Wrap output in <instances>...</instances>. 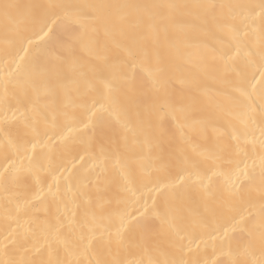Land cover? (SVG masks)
Listing matches in <instances>:
<instances>
[{
  "label": "bare ground",
  "instance_id": "6f19581e",
  "mask_svg": "<svg viewBox=\"0 0 264 264\" xmlns=\"http://www.w3.org/2000/svg\"><path fill=\"white\" fill-rule=\"evenodd\" d=\"M241 2L255 0H0V79L9 71L12 73L14 84L9 89V102L27 99L32 115L30 126L21 124L14 130L26 150L12 157L20 168L17 180L7 192L0 188V239L7 230L15 229L22 234L27 229L29 237L35 234L38 242L36 251L31 238L21 240L29 251L18 247L15 250L18 257L30 258L37 264L67 259L62 245L50 249L44 241L55 227L62 232L67 230L66 202L53 193L58 187L63 193L69 173L73 191L80 189L79 207L75 209L78 217L85 211L100 213L102 208L106 213L125 209L121 202L124 181L111 164L107 171L100 167L101 145L106 150L110 142L118 145L139 173L142 166H152L155 157L166 153L170 146L198 160L204 159L201 153L217 142L227 143L226 129L237 122L236 114L242 110L237 100V83L246 79L255 84L257 91L264 84L258 75L259 57L246 55L248 49H242L240 55L227 63L221 59L230 47L220 28L230 16L227 6ZM4 4L15 7L5 14ZM48 4L75 6L73 11L79 14L81 24L69 25L56 19L50 23L52 31L45 35L47 29L42 32L39 21L46 19V9L35 6ZM101 4L175 7L153 9L151 16L143 10L131 11L127 13L128 21L121 22L115 10L105 19L100 10L91 7ZM53 11L62 16L60 10ZM137 16L142 17V22L135 28L131 25ZM247 39L258 50V34ZM133 41L141 55L135 66L130 67L125 62L124 48ZM5 51L9 54L7 58ZM102 77L117 84L119 111H114L95 91H86L85 80L95 82ZM157 82L166 89V97L163 90L157 91ZM2 101L0 89V107ZM165 101L174 107L175 119L159 112V105ZM81 104L96 105L91 131L78 123L87 122L89 116ZM101 105L103 110H98ZM65 112L76 119H66ZM77 127L81 130H75ZM156 138L160 139L159 146ZM256 141L254 147L248 148L247 158L237 157V162L250 165V171L252 161H257L254 178L239 198H229L225 178L217 176H212L213 195L209 197L190 188L177 190L175 196L169 193L166 198L150 186L142 187L137 194L141 202L147 201L149 205L155 200L161 212L170 208L178 227L204 220L206 232L222 234L233 226L234 217L259 212L264 178L258 163L261 153L258 133ZM148 142L153 144L151 151ZM3 164L0 141V165ZM25 201L30 203L21 207ZM152 231L154 236L148 243L154 248L158 246L155 255L163 259L160 253L168 252L166 227L155 220ZM230 235L240 245L245 243V234ZM206 241L208 246L202 244V254L211 257L213 241L210 237ZM142 242L140 234L129 235L121 258L140 259L138 245Z\"/></svg>",
  "mask_w": 264,
  "mask_h": 264
},
{
  "label": "snow or ice",
  "instance_id": "6c2138e0",
  "mask_svg": "<svg viewBox=\"0 0 264 264\" xmlns=\"http://www.w3.org/2000/svg\"><path fill=\"white\" fill-rule=\"evenodd\" d=\"M5 14L14 5L4 4ZM44 8L46 19L39 21L40 30L51 32L50 23H55L56 19H62L69 25L81 24L79 14L73 11L75 6L65 4H48L35 6ZM100 10L105 19L109 18L115 10L119 14L121 22L129 19L128 12L141 10L153 15L152 10L163 7H175V5H140V4H101L91 6ZM213 7V6H208ZM223 7V6H221ZM230 9L228 21L221 25V31L230 47L225 50L221 59L227 63L241 54L242 49H248L246 55L249 57H259L258 75L264 80V0L255 2H241L227 6ZM60 10L62 16L53 10ZM142 22V17L137 16L132 27L138 28ZM258 50L252 48L248 37H257ZM30 43V41H29ZM125 62L134 67L141 55L140 49L135 41L124 48ZM232 52V55H229ZM5 57L8 52L5 51ZM12 63H16L12 61ZM19 68V64H16ZM131 84V77H128ZM256 74L252 80L255 81ZM14 84L12 73L9 71L0 79V89L3 91L2 107H0V141L3 142L4 164L0 165V188L5 192L9 190L11 184L17 180L20 168L12 159L13 155L21 151H26L19 142L18 135L14 131L19 125L30 126L32 115L28 110L29 101L27 99H17L15 104H10V86ZM86 91H95L99 96L106 100L114 111H119V102L115 96L118 90L117 84L106 77L98 78L95 82L85 80ZM157 91L166 89L156 83ZM238 92L237 100L242 106V110L236 114V123L231 124L227 131V143L217 142L216 145L201 153L204 159L194 160L183 154L182 150L169 147L166 153H161L155 157V161L150 167H141L139 173L133 168L131 160L124 154L118 145L110 142V147L106 150L101 145L100 167L107 171L108 164L119 174L123 181L124 197L122 203L125 209L116 213L95 211H85L82 216H77L75 209L79 207L77 197L80 189L77 187L73 191L74 184L71 173L64 181V191L61 193L57 188L53 195L62 196L66 202V221L67 230L62 232L59 227H55L49 236L45 237L44 243L48 248L59 244L67 259L55 261V264H264V197L256 215L247 213L240 215L239 219L233 218V226L222 234L206 232L207 222L204 220L192 221L178 227L171 215V209L159 211L156 201L151 205L147 201L141 202V197L137 194L142 187H151V190L163 194L166 198L169 193L176 195L177 190L198 189L204 196L213 195L211 182L212 176L224 177L226 191L229 198H239L244 188L251 183L254 178L256 160L250 165L243 161L237 162V157L247 158L248 148L256 144V136L259 134V144L261 153L258 157L260 175L264 178V84L257 91L255 84L241 79L236 86ZM99 103V101H97ZM75 107V105H70ZM89 113L88 120H79V125L83 129L92 130V117L96 115L93 104L88 107L81 104ZM101 105L100 109L103 110ZM159 112L172 115L175 119V109L166 101L159 105ZM32 111H35L33 106ZM125 116L127 113H124ZM66 119L73 121L76 118L72 113L65 112ZM139 116V113H137ZM162 128V123H161ZM75 130L80 131V127ZM160 139L156 138V146H159ZM149 151L153 144L148 142ZM35 148V145H33ZM98 157V159L100 158ZM83 159V157H80ZM210 164V167L206 165ZM241 164L243 166L241 167ZM234 165V167H233ZM228 169V171H225ZM210 173V175H209ZM205 180L208 183H205ZM30 201H25L24 205ZM71 205L68 209L67 206ZM90 206V202H89ZM128 208L134 209L128 211ZM257 216L259 222L257 223ZM155 220H159L162 227H166L168 252L160 253L164 258H158L155 248L148 241L154 236L152 226ZM239 232L245 234L246 240L243 245L237 243L230 233ZM140 234L143 242L138 245L141 258L127 260L121 258L122 250L127 248V237L129 235ZM206 237H210L212 243V256L205 257L202 254V244L207 248ZM33 240V248L38 243L35 234L29 237L27 229L24 233H17L15 229L7 230L3 238L0 239V264H37L36 261L24 256H17L16 249L23 247L27 252L29 249L24 247L21 240ZM11 246V247H10ZM43 247V245H40ZM224 257V259H221ZM146 258V259H145ZM48 264H53L49 261Z\"/></svg>",
  "mask_w": 264,
  "mask_h": 264
}]
</instances>
